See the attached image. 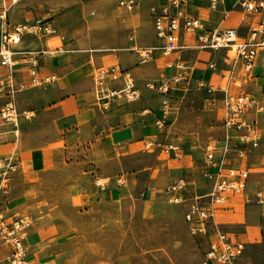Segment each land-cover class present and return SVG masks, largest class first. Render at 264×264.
<instances>
[{"label":"crops","instance_id":"crops-1","mask_svg":"<svg viewBox=\"0 0 264 264\" xmlns=\"http://www.w3.org/2000/svg\"><path fill=\"white\" fill-rule=\"evenodd\" d=\"M120 1L21 0L10 11L11 22L46 19L56 28L54 33L25 34L13 69L0 62V108L13 92L21 112L19 131L12 123L0 124V158L11 155L17 164L8 189L0 192V209L10 218L32 214L34 224L25 237L31 264H67L66 260L75 255L73 231L63 228L74 224V220L62 214L90 208L87 197L94 201L101 195L166 196L167 186L185 179L187 188L183 193L187 199L181 202L184 209L187 211L197 197L200 202L207 201L203 195L213 189L215 177L206 175V153L201 154L197 148L202 146L206 151L211 144L206 141L209 130L201 129L200 123L194 128L183 117L191 85L211 94L229 95L234 89L232 81L241 79L244 84L237 94L252 92L264 104V50L247 70L244 60L231 57L227 47H198L200 31L189 33L183 29L177 53L164 56L157 49L152 60L141 61L139 48L159 44L151 6L171 0H139L132 6L134 10H123ZM186 8L209 26L236 27L241 38L249 36L252 25L264 21V9L248 12L240 0H219L217 8H211L209 0H188ZM177 55L192 66L193 78L174 86L170 118L165 127H160L156 117L161 96L144 85L173 73L175 68L168 62ZM116 63L132 71L143 96L132 102L120 99L105 107L95 94V73ZM227 70L232 72V80L229 87L222 88L219 83ZM211 84L214 90L208 88ZM209 98H202L204 110ZM25 113L32 115L26 117ZM248 116L257 119L262 133L257 146L238 144L239 132L233 128L226 127L222 135L211 137L217 157L225 153L226 166L249 170L243 193L229 196L227 204L218 208L211 219V227L246 243L236 264H264L255 254L254 242L260 237L253 235L254 229H264V110L251 108ZM139 143L142 146L137 147ZM169 143L178 148L166 150L164 144ZM164 156L168 159L166 165ZM132 161L142 163L130 166ZM209 169L218 172L217 167ZM100 176L110 179L108 188L96 183ZM37 206L51 210V215L29 212ZM196 237L206 239L207 250L208 236ZM11 252L10 244L0 241V264Z\"/></svg>","mask_w":264,"mask_h":264},{"label":"built area","instance_id":"built-area-1","mask_svg":"<svg viewBox=\"0 0 264 264\" xmlns=\"http://www.w3.org/2000/svg\"><path fill=\"white\" fill-rule=\"evenodd\" d=\"M20 0H0V57L3 66L13 69L16 65L15 54L17 44L21 42L25 34L54 33L56 28L46 19L36 21L11 22L10 11ZM188 0H171L162 5H152L151 12L157 30L159 44L152 48H139L141 61L152 60L156 56V50L161 49L164 56H173L180 49V35L182 30L189 33L200 31L197 46L201 48L227 47L229 55L236 52L237 57L244 60L245 68L251 70L257 61L259 54L264 50V21L252 25V30L246 38H241L238 29L233 26L221 27L219 25H207L201 18L193 16L187 11ZM139 0H121L120 4L134 6ZM241 5L248 12H260L264 9V0H240ZM219 0H209L211 8H217ZM168 66L175 68L171 74H166L158 80L148 81L144 87L155 90L161 96L160 112L156 117V124L165 127L172 112V89L175 85L188 83L192 78V66L185 62L180 55L168 62ZM214 66V64L212 65ZM95 94L105 107L111 102L124 99L126 101H138L142 98V87L135 79L132 71L116 63L100 68L95 73ZM119 83V87L112 84ZM205 85L204 81L199 82ZM215 89V85L208 87ZM225 126L228 129L237 130L238 144L252 143L257 146L260 143L262 133L258 129L257 119L248 116L251 108L264 110V104L252 92L229 94L225 97ZM21 112L13 95V92L5 104L0 108V124L12 123L16 131L20 129ZM32 113H25L30 117ZM166 150H176L178 145L174 143L164 144ZM206 175L215 177L213 189L207 194L206 202H200V197L191 201L186 211V220L190 223L191 233L195 236L206 235L209 239V247L204 254L201 264H236L237 259L244 253L246 243L238 236L229 232L211 227V219L216 215L218 208L225 206L228 198L233 194L243 193L249 176L246 168L226 166L225 153L217 157L215 146L209 144L205 152ZM17 164L13 157L0 158V192L8 189L12 172ZM209 167H217L218 172L213 173ZM187 181L180 179L165 188L167 198L174 203L186 201L184 191ZM260 194V193H259ZM34 224L30 213H22L8 217L3 209H0V241L10 244L12 252L7 256L4 264H31L28 259L29 247L25 242L26 232Z\"/></svg>","mask_w":264,"mask_h":264},{"label":"rangeland","instance_id":"rangeland-1","mask_svg":"<svg viewBox=\"0 0 264 264\" xmlns=\"http://www.w3.org/2000/svg\"><path fill=\"white\" fill-rule=\"evenodd\" d=\"M122 6L123 10L135 9L131 6ZM18 46H21L20 42L17 44V52L22 50ZM231 53L233 58L237 57L235 51ZM239 67L240 65L237 67L238 73ZM231 77L232 72L227 70L222 82L219 83L222 88L229 87ZM9 81L10 79L7 80ZM232 82L234 89L230 90V94H237L238 88L244 83L240 79ZM192 87L191 85L189 90L190 101L185 106L184 120L194 128H198L199 123L201 129L208 127L206 141H211L210 143L213 144L214 138L211 137L215 134L222 135L226 131L225 101H216L214 98L216 96L219 99L224 98L227 93L211 94L202 90L203 87L200 89ZM206 96L211 98L208 99L207 108L204 110L201 105L202 98ZM139 146H142V143L137 144V147ZM149 146H152L151 142ZM197 149L201 154L206 152L202 146ZM141 163V161L129 162L130 166ZM167 163L166 157L164 165ZM132 176L136 178V175ZM109 182L110 179L105 176H100L96 180L101 188H108ZM86 200L90 205L87 210L70 209L62 214L63 217L74 220V224L63 226L73 231L72 247L75 255L66 260L67 264H200L204 257L208 242L191 233L185 218L184 206L181 203L171 202L162 193L154 198L144 194H133L127 198H114V196L108 198L101 195L98 200L95 198L91 201L89 197ZM28 210L29 212L33 210L35 214L41 216H50L52 213L51 210L46 211L41 206L31 207ZM254 231L253 235L260 237V241L254 242L255 254L259 259L264 260V229L261 231L254 229Z\"/></svg>","mask_w":264,"mask_h":264},{"label":"bare ground","instance_id":"bare-ground-1","mask_svg":"<svg viewBox=\"0 0 264 264\" xmlns=\"http://www.w3.org/2000/svg\"><path fill=\"white\" fill-rule=\"evenodd\" d=\"M16 55V54H15ZM241 80V79H240Z\"/></svg>","mask_w":264,"mask_h":264}]
</instances>
